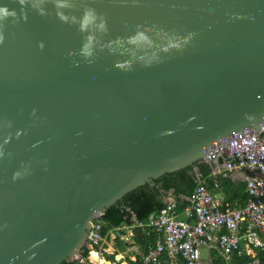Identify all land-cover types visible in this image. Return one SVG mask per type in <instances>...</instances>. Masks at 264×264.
Here are the masks:
<instances>
[{"label":"water","instance_id":"1","mask_svg":"<svg viewBox=\"0 0 264 264\" xmlns=\"http://www.w3.org/2000/svg\"><path fill=\"white\" fill-rule=\"evenodd\" d=\"M5 7L0 264L75 259L95 215L264 119V0Z\"/></svg>","mask_w":264,"mask_h":264},{"label":"built area","instance_id":"2","mask_svg":"<svg viewBox=\"0 0 264 264\" xmlns=\"http://www.w3.org/2000/svg\"><path fill=\"white\" fill-rule=\"evenodd\" d=\"M204 163L210 168L206 177L197 176L194 189L183 197L186 205L177 210V201L171 194L164 200L162 209L152 212L145 223L132 218L131 226L110 230L125 231L133 238L137 230L149 229L155 243L141 256V264H158L162 257L167 264H214L210 252H216L224 264H234L233 255L250 257L244 264H261L255 250L264 252V119L258 130L244 128L220 139L204 151ZM235 171H245L246 199L240 207H231L217 193L218 177ZM102 214L89 223L86 242L103 259L105 236L101 235ZM242 243V247H241ZM201 249H206L207 260L201 259ZM86 258L88 264H95ZM107 254V253H106ZM80 264L85 259L76 256ZM106 261V260H105ZM109 264H120L114 260Z\"/></svg>","mask_w":264,"mask_h":264},{"label":"trees","instance_id":"3","mask_svg":"<svg viewBox=\"0 0 264 264\" xmlns=\"http://www.w3.org/2000/svg\"><path fill=\"white\" fill-rule=\"evenodd\" d=\"M210 170L211 168L206 163L196 162L178 171L164 174L155 179L151 184H144L129 192L102 213L100 217V220L103 223L100 232L101 235L106 236L110 230L118 227L131 226L133 224L132 218L138 222L145 223L150 213L162 209L164 206V200L168 194H171L177 201V210L182 211L186 205L183 197L191 195L197 176L200 175L202 177H206ZM221 186L223 188H227L228 181L224 180L221 182ZM244 187L245 184L242 186L241 190L235 191V198L239 199L242 205L246 199ZM229 206L234 207L230 204ZM141 232L142 237H140V239H137L136 235L134 236V243L139 247L138 255L135 256L134 261L126 260L128 264H141V256L147 253L148 248H152L154 246V234L149 229H145V232L143 229ZM89 251L90 249L86 244H83L79 250V258L85 259L83 264H88L86 258L88 257ZM91 251H95V249ZM114 255L115 253L111 255L103 253L104 259L108 262L114 261ZM210 255L214 264H224L223 259L216 252L211 251ZM255 257L261 264H264V252L256 249ZM119 258L120 256L116 257V259ZM90 260L96 264L98 260L97 254L93 252L90 253ZM101 261L104 262L102 259ZM248 261H250V257L245 254L241 257H236V255H233L232 257V262L234 264H244ZM61 264L80 263L77 260L72 259ZM158 264H167L165 258L162 257Z\"/></svg>","mask_w":264,"mask_h":264},{"label":"crops","instance_id":"4","mask_svg":"<svg viewBox=\"0 0 264 264\" xmlns=\"http://www.w3.org/2000/svg\"><path fill=\"white\" fill-rule=\"evenodd\" d=\"M244 174L245 171H235L231 174L226 175L225 177H218L219 189L217 190V193L222 197L224 203L228 205L229 204L233 205L234 207L242 206L240 200L235 198L236 197L235 191L241 190L242 186L244 185ZM224 180L228 181L227 188H223L221 186V182H223ZM140 237H142V234L139 235V239ZM103 248L105 249L106 253L109 255L115 253L114 260L119 261L120 264H128L126 260L134 261L135 256L138 255V249H139L138 245L134 243V237L127 238V233L125 231H120V233H112L109 231L105 236ZM128 251L130 252V255H126ZM92 252L97 254L95 251H91L90 253ZM117 256H120V258L116 259ZM89 260H90V254H89ZM103 261L105 262L104 264H109L108 261L105 260ZM98 264H101V261H99Z\"/></svg>","mask_w":264,"mask_h":264},{"label":"clouds","instance_id":"5","mask_svg":"<svg viewBox=\"0 0 264 264\" xmlns=\"http://www.w3.org/2000/svg\"><path fill=\"white\" fill-rule=\"evenodd\" d=\"M21 5H24V3L26 2V0H19ZM16 13L14 11L10 12L6 7L5 8H0V25H2V21L4 20V18L6 17H12L15 18ZM101 27H103V25H101ZM89 39V43L91 42V37L88 38ZM3 41V35H0V42ZM88 49V45H85V54L86 55H90L91 53L89 51H87ZM71 55V54H70ZM35 113V109L33 110V114ZM79 135V133H78Z\"/></svg>","mask_w":264,"mask_h":264},{"label":"rangeland","instance_id":"6","mask_svg":"<svg viewBox=\"0 0 264 264\" xmlns=\"http://www.w3.org/2000/svg\"><path fill=\"white\" fill-rule=\"evenodd\" d=\"M123 231H124V230H123ZM144 232H145V229H144ZM83 244H86V245H87V242L85 241V242H83L81 245H83ZM206 252H207L206 249H201V259H202L203 261H206V260H207ZM126 255H130V252L128 251ZM129 257H130V256H129ZM132 259H133V257H132Z\"/></svg>","mask_w":264,"mask_h":264},{"label":"bare ground","instance_id":"7","mask_svg":"<svg viewBox=\"0 0 264 264\" xmlns=\"http://www.w3.org/2000/svg\"><path fill=\"white\" fill-rule=\"evenodd\" d=\"M99 261H101V258L98 257V260H97V263H96V264H98ZM104 263H105V262H102V261H101V264H104Z\"/></svg>","mask_w":264,"mask_h":264}]
</instances>
